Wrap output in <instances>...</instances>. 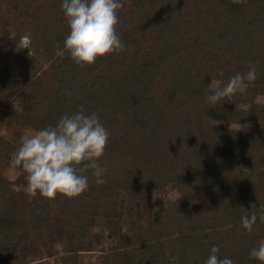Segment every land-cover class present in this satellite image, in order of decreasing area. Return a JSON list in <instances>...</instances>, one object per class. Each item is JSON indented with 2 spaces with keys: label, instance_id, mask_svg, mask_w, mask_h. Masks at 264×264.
I'll return each instance as SVG.
<instances>
[{
  "label": "trees",
  "instance_id": "1",
  "mask_svg": "<svg viewBox=\"0 0 264 264\" xmlns=\"http://www.w3.org/2000/svg\"><path fill=\"white\" fill-rule=\"evenodd\" d=\"M4 2L14 5L5 16ZM60 3L0 0L2 42L19 56L0 63V115L34 131L78 105L95 110L110 133L99 159L106 182L97 184L89 169L88 188L74 197L37 192L38 200L11 206L0 193V264H36L28 256L56 207L76 243L54 264H78L79 252L93 245L88 223L99 216L121 221L126 207L170 182L179 198L149 227L118 231L101 264H203L214 244L235 264H260L248 252L264 239V224L249 233L240 217L264 207V102L242 108L235 93L209 106L205 97L211 81L227 83L250 63L259 77L248 83L264 90V0H123L117 32L124 48L83 66L67 52L55 55L69 31ZM146 35L151 44L144 48ZM22 36L28 43L20 48ZM131 49L135 65L126 62ZM4 82L18 85L10 96ZM21 141L0 134V166L19 169L9 162Z\"/></svg>",
  "mask_w": 264,
  "mask_h": 264
},
{
  "label": "clouds",
  "instance_id": "2",
  "mask_svg": "<svg viewBox=\"0 0 264 264\" xmlns=\"http://www.w3.org/2000/svg\"><path fill=\"white\" fill-rule=\"evenodd\" d=\"M123 6V0H61L60 7L69 31L63 46H56L55 55L63 57L67 52L76 64L83 66L94 64L98 57L122 50L124 43L117 32V25L120 22L118 10ZM256 78V66L250 63L246 72H237L227 83L222 84L219 80L210 82L205 101L214 106L218 101L230 99ZM65 94L72 96L70 91ZM109 138L110 133L98 113L89 111L83 104L78 105L76 110L62 114L54 125L34 130L22 138L9 163L14 169H23L26 183L13 185V188L32 195L38 192L48 198H54L57 193L74 197L88 188L89 177L84 173L89 169L97 184L105 183L107 169L99 159L106 151ZM241 170L249 171L247 168ZM258 223L264 224V207L260 211L248 210L240 217L242 228L249 233ZM248 255L264 264V239L252 246ZM203 264H235V261L222 255L219 245L214 244Z\"/></svg>",
  "mask_w": 264,
  "mask_h": 264
},
{
  "label": "rangeland",
  "instance_id": "3",
  "mask_svg": "<svg viewBox=\"0 0 264 264\" xmlns=\"http://www.w3.org/2000/svg\"><path fill=\"white\" fill-rule=\"evenodd\" d=\"M14 5L12 2H4L1 6L3 15L12 12ZM4 18V17H3ZM2 18V19H3ZM15 23L13 19L11 25ZM28 43V38L22 36L18 40V46L23 48ZM151 44V40L148 35L142 38V45L144 48ZM11 57L18 58L14 54H11L2 42V37L0 36V63H3L4 57L8 59ZM138 55L133 49L127 54L126 62L128 64H137ZM8 79V72L3 73ZM255 79L258 80V75ZM5 78V79H7ZM217 80V79H216ZM213 80L211 82H214ZM251 84V85H250ZM247 83L246 87L242 91H238L237 94L240 96L239 106L246 108L250 103H263L264 102V90H252L253 83ZM4 92L6 96H10L18 85L11 82H4ZM157 95L160 99L165 97V90L161 86L158 87ZM0 97V106H1ZM233 127H238L237 124H233ZM259 131L258 126L252 129V134H257ZM34 131L30 129H21L16 126L11 121L5 119L0 115V134L8 139L14 138H24L27 135L32 134ZM0 172L4 175L6 183H0V193L5 194L8 197V204L11 206L23 205L27 202L38 200V195H32L23 190L16 191L13 185H24L26 183V174L23 169L19 167L16 170H9L4 166H0ZM10 184V185H9ZM179 198V189L176 183H168L166 185L160 186L153 190L149 198H140V203L134 207H126L121 221H115L114 218H107L104 216H99L89 225V235L93 245L90 250H81L79 252L78 264H101L102 254L110 251L116 243V235L118 231H133L139 228L149 227L151 219L155 216L162 215L167 206H170ZM87 210V209H86ZM45 223L42 227V236L36 237L38 246L37 249L29 254L28 260L34 261L36 264H54L57 254L67 247H70L72 243H76V236L73 234L70 227L63 223V212L61 208L56 207L50 209L45 215ZM2 232H0V237L2 238ZM35 243V242H34ZM35 248V247H34Z\"/></svg>",
  "mask_w": 264,
  "mask_h": 264
}]
</instances>
